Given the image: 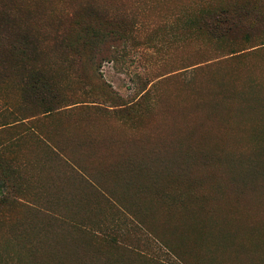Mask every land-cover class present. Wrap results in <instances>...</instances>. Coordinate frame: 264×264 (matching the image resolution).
Segmentation results:
<instances>
[{
	"label": "rangeland",
	"instance_id": "rangeland-1",
	"mask_svg": "<svg viewBox=\"0 0 264 264\" xmlns=\"http://www.w3.org/2000/svg\"><path fill=\"white\" fill-rule=\"evenodd\" d=\"M15 1L58 99L0 89V264H264V0Z\"/></svg>",
	"mask_w": 264,
	"mask_h": 264
},
{
	"label": "trees",
	"instance_id": "trees-1",
	"mask_svg": "<svg viewBox=\"0 0 264 264\" xmlns=\"http://www.w3.org/2000/svg\"><path fill=\"white\" fill-rule=\"evenodd\" d=\"M22 5L23 3L15 0H0V89L9 84L11 86L15 85L16 91L20 94L22 104L27 100V92L38 94L45 92L49 96L52 95L44 103L42 111L43 115H48L57 109L52 103L58 99L53 92L51 78L48 76L50 67L46 66L36 69L31 64L34 59L33 55L37 53L38 42L43 41L46 36L43 34L41 27L33 23L34 17L32 14L28 13L27 15V8H23ZM88 9L91 12V8ZM88 11L85 16L90 17ZM227 13L228 11L223 14ZM229 21L234 25V21ZM96 28L99 29V26L92 27L91 23H86L84 34L92 36V40L97 39L101 34L96 31L98 30ZM53 37V40L61 38L60 35H54ZM27 61H29L28 65ZM27 77H31L32 80L27 82ZM33 77L35 78L33 79ZM6 109L0 114L11 115L12 110L10 108V110ZM7 111L9 112L7 113ZM24 119H27V117H24L21 121ZM15 122H19V120ZM12 123L4 122L0 125V128L11 127ZM0 174L4 175L3 168H0Z\"/></svg>",
	"mask_w": 264,
	"mask_h": 264
}]
</instances>
